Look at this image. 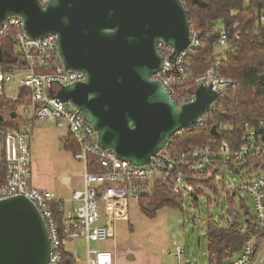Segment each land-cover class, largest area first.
<instances>
[{
	"label": "built area",
	"instance_id": "1",
	"mask_svg": "<svg viewBox=\"0 0 264 264\" xmlns=\"http://www.w3.org/2000/svg\"><path fill=\"white\" fill-rule=\"evenodd\" d=\"M39 1L45 6L49 0ZM257 24L264 27V13L259 15ZM8 31H11L10 40L15 52L24 59L25 67L3 70L0 62V96L6 95L11 84L18 85L12 100L17 98L21 89H25L29 102L21 106L23 116L66 128L78 147L74 158L83 165L82 186L71 195L74 206L66 208L52 192H40L32 187L29 135L18 128L0 125L5 163L0 201L21 196L36 207L50 244L48 264H60L61 249L74 241H83L86 246L84 259L74 258V264H114L109 251L89 245L110 239L113 220L126 218L128 202L131 199L138 201L141 196L149 194L157 180L165 181L172 193L187 197L190 206L194 205V198L198 201L200 197L209 203L210 195L204 192V188L217 194L219 187L226 208L225 228L244 238L240 250L225 264H264V119L256 125L241 119L235 124L238 131H234L229 123L221 125L223 131L230 134L232 144H217L215 140L220 138L221 132L219 134L216 128L215 140L204 146L171 153L167 151L169 141L148 163L134 165L115 151L99 147L94 127L70 103L60 101L62 87L84 82L85 76L64 67L58 54L56 35L33 38L26 34L23 20L13 16L0 25V45ZM214 31L218 34L217 46L225 47L227 37L223 26L221 30L215 27ZM234 37L238 38V35ZM199 41L198 35L189 30V45L180 54H175L174 49L163 42L157 45L162 65L152 79L162 84L178 108L194 102L199 88H207L216 95L197 121L179 129L170 140L185 130L205 129L206 117L224 113L218 106V99L235 87L232 79L216 74L217 65H213L193 80V91L181 90V85L188 80L184 60L198 47ZM89 166H96L99 171H90ZM232 176L238 177V184L230 182ZM248 199L251 210L245 204ZM51 202H57L63 211L60 227L48 207ZM169 255L174 264H198L185 260L181 248Z\"/></svg>",
	"mask_w": 264,
	"mask_h": 264
},
{
	"label": "water",
	"instance_id": "2",
	"mask_svg": "<svg viewBox=\"0 0 264 264\" xmlns=\"http://www.w3.org/2000/svg\"><path fill=\"white\" fill-rule=\"evenodd\" d=\"M13 16L33 38L56 35L64 67L85 76L84 82L62 87L60 101L94 127L99 147L134 165L148 163L216 99L199 88L194 102L178 108L152 79L162 65L158 43L175 54L189 45L180 0H49L45 6L39 0H0V25ZM260 81L264 86V75ZM49 254L36 207L21 196L0 201V264H48Z\"/></svg>",
	"mask_w": 264,
	"mask_h": 264
},
{
	"label": "trees",
	"instance_id": "3",
	"mask_svg": "<svg viewBox=\"0 0 264 264\" xmlns=\"http://www.w3.org/2000/svg\"><path fill=\"white\" fill-rule=\"evenodd\" d=\"M188 16L190 30L200 39L198 47L191 51L184 60L188 80L181 85L183 91H193V80L201 76L209 66L217 65L215 73L230 78L235 82L231 88L218 99V106L224 110L221 114L206 117L207 125L203 130H185L170 140L167 151L178 153L189 147H200L215 140L217 144H232L231 136L223 131L221 125L229 123L238 131L235 124L246 120L257 124L264 119V86L260 77L264 75V27L258 26L260 14L264 13V0H180ZM221 24L226 33L227 42L223 52H217L218 34L215 27ZM11 31L1 39V67L3 70L25 67V61L15 52L11 42ZM237 34L238 38L234 35ZM0 125L18 128L11 119L5 121V108L16 113L18 108L29 100L25 89H21L15 100L0 96ZM17 114V113H16ZM234 136V135H233ZM220 139V140H219ZM63 149L76 153L78 147L69 136L62 144ZM90 171H99L96 166H89ZM5 163L2 154L0 162V185L4 182ZM197 199L194 198V203ZM142 213L154 218L156 212L170 207L182 210L183 198L170 191L163 180L154 182L149 194L138 199ZM196 205V204H195ZM57 224H62L63 211L57 202H51ZM206 256L210 264H225L231 260L241 248L242 235L234 233L230 228H223L211 218L206 226ZM60 264H74V257L61 249Z\"/></svg>",
	"mask_w": 264,
	"mask_h": 264
},
{
	"label": "crops",
	"instance_id": "4",
	"mask_svg": "<svg viewBox=\"0 0 264 264\" xmlns=\"http://www.w3.org/2000/svg\"><path fill=\"white\" fill-rule=\"evenodd\" d=\"M7 92L6 98L12 100ZM18 111L22 113L21 106L11 118V110L5 108L7 113L3 119H11L30 137L32 187L40 192H52L66 208L73 207L70 199L82 186L83 165L72 151L62 148L69 137L68 130L61 131L53 123L25 116L18 119ZM0 144L1 162L2 154L4 157L1 137ZM184 224L183 209L165 207L158 210L154 218H148L142 213L139 202L131 199L126 218L113 220L111 237L101 247L112 254L114 264H174L169 254L179 248L184 250Z\"/></svg>",
	"mask_w": 264,
	"mask_h": 264
},
{
	"label": "rangeland",
	"instance_id": "5",
	"mask_svg": "<svg viewBox=\"0 0 264 264\" xmlns=\"http://www.w3.org/2000/svg\"><path fill=\"white\" fill-rule=\"evenodd\" d=\"M218 30H221L222 25H218ZM227 48L218 47L215 49L217 52H223ZM11 89L7 92L8 95L11 97H15L17 94V84H11ZM1 103V101H0ZM6 108L3 107V109ZM24 117L23 114L18 111V119ZM59 130L64 131V128L61 127ZM2 146L0 144V155H1ZM218 181V179H217ZM238 177L232 176L230 177V182L238 184ZM226 185L228 181L225 180L224 182ZM227 187V186H225ZM204 192L210 195V202L207 203L204 197H200L193 206H190L189 200L187 197L183 198L184 207L183 209V216H184V259L187 261H194L198 264H207V257H206V226L207 221L211 218L216 224H219L221 227L225 228V204H224V195L223 192L218 187V193L213 194L207 188H204ZM236 204H239V200L236 199ZM196 204V205H195ZM246 206L249 210L252 209L251 202L248 199L246 201ZM103 243H91L89 246L91 248H96L102 250ZM66 252L83 260L85 257V249L86 246L83 241H74L69 242L64 246Z\"/></svg>",
	"mask_w": 264,
	"mask_h": 264
}]
</instances>
